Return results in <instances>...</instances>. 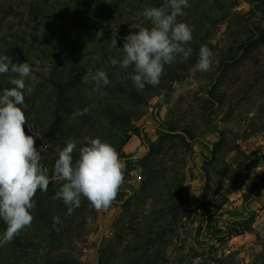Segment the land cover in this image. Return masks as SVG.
I'll list each match as a JSON object with an SVG mask.
<instances>
[{
    "label": "trees",
    "instance_id": "1",
    "mask_svg": "<svg viewBox=\"0 0 264 264\" xmlns=\"http://www.w3.org/2000/svg\"><path fill=\"white\" fill-rule=\"evenodd\" d=\"M248 10L240 14L234 9L239 0H188L189 7L183 9L184 15L178 20L193 29V40L189 47L192 55L185 63L165 66V75L159 86L146 85L138 91L127 79V71L119 65H111L109 58H122L123 37L139 26H150L141 15L146 7L160 6L163 0H4L0 2V33L7 18L26 19V27L16 31L12 39L0 36L1 53L13 62H28L43 57L45 66L39 75L40 82L31 93L25 94L24 109L33 129L50 146L41 163L49 169V174L58 158V152L69 139L82 146L83 138L99 137L110 142L118 151L120 158H126L124 173L136 172L139 177L138 189L133 190L121 206L116 220L120 232L114 234L115 240L129 238L123 252L125 258L116 261L118 249L113 240L104 242L97 251V264H176L169 260L167 248L181 221L191 214V206L201 210L203 225L211 234L209 243L204 246L197 264H217L218 256L225 241L232 236L253 232L250 222L231 223L222 229L216 224L219 217L212 220L211 212L205 203L199 202L185 185L182 175L173 176L165 169L163 150L166 141L174 139V132L191 136L184 126H168L158 139L148 144V152L143 156L125 155L123 146L135 134L133 123L143 113L138 112L149 100L160 98L171 90V85L180 81L187 69L198 60L201 45L218 49L219 78L229 75L231 70L244 59H249L257 41H264V0H243ZM243 17L244 29H236L237 17ZM223 32L217 37L221 28ZM117 39V48L111 47V40ZM104 70L111 83L100 91L94 84L82 82L89 71ZM264 76V70L259 71ZM119 77V79H118ZM9 74H0V92L12 87ZM220 99H214L217 102ZM88 108L87 114L72 118V114ZM264 130V128H263ZM249 136V135H247ZM217 143L213 145V148ZM214 151V150H212ZM203 191L209 187L207 172ZM59 185L50 183L48 191H38L36 206L32 212L34 220L31 227L40 226L48 230L50 238L59 233L62 220L69 217L67 207L61 200L53 199ZM264 188V176L258 182L250 181L242 194L243 202L259 196ZM77 212L82 208V201ZM222 204V203H221ZM72 212V213H73ZM59 223L53 225V218ZM212 222L216 224H212ZM249 224V225H248ZM199 226L198 230L202 229ZM242 227L240 229L239 227ZM30 227V228H31ZM6 225L0 220V233ZM29 227L14 240L0 246V264H42L29 259L26 254L35 251L29 240ZM179 256V255H178ZM178 256L176 257L178 259ZM59 264V263H56Z\"/></svg>",
    "mask_w": 264,
    "mask_h": 264
},
{
    "label": "rangeland",
    "instance_id": "2",
    "mask_svg": "<svg viewBox=\"0 0 264 264\" xmlns=\"http://www.w3.org/2000/svg\"><path fill=\"white\" fill-rule=\"evenodd\" d=\"M234 10L245 13L248 5L239 0ZM27 23L23 18H7L0 36L12 39ZM234 25L236 29H244V18L238 16ZM223 30L222 27L217 37ZM1 49L0 46V53ZM211 50L210 71H196L194 63L180 81L171 85L163 99L154 98L138 108L143 116L133 123L135 134L130 136L122 152L143 156L148 152V144L158 139L168 126L186 127L191 136L177 131L173 133L174 139L165 142L162 154L165 169L173 176L182 175L193 197L205 203L209 211H215L212 220L218 217L220 220L212 224L224 229L231 223L246 220L251 221L253 229L252 233L226 240L217 264H264V188L249 202H243L241 197L248 182H258L264 176V76L258 74L264 70V41H257L252 56L222 78L218 72V49ZM29 64L35 79H29L27 84L33 89L40 82L45 60L40 56ZM216 98L220 100L214 102ZM28 121L33 126L32 120ZM41 143L45 142L36 141L37 147ZM46 151L41 153L42 157ZM121 160L126 162L125 157ZM204 171L209 179L205 191ZM124 177L109 207L98 211L83 200L80 210L62 220L56 236L50 238L47 229L30 226L28 238L36 250L32 252L30 248L26 256L42 264H97L98 249L112 239L118 247L116 261L123 260L126 256L123 249L130 240L114 239V234L120 232L115 222L123 202L139 186L136 172L124 173ZM190 210V216L170 236L166 250L169 260L176 264H197L204 246L209 243L211 233L202 226L201 210L196 208V203ZM199 226H202L200 231Z\"/></svg>",
    "mask_w": 264,
    "mask_h": 264
},
{
    "label": "clouds",
    "instance_id": "3",
    "mask_svg": "<svg viewBox=\"0 0 264 264\" xmlns=\"http://www.w3.org/2000/svg\"><path fill=\"white\" fill-rule=\"evenodd\" d=\"M187 7L188 0H163L160 6L146 7L141 15L150 26L138 25L137 31L123 37V46L119 47L123 56L119 61L109 58L113 66L118 64L125 71L132 69L127 79L138 91L146 85L159 86L166 74L165 66L190 59L193 50L188 45L193 40V29L178 20ZM111 47L117 48V39L111 40ZM5 53H0V74H9V83L13 86L0 92V220L6 225L0 233V246L11 243L31 226L36 206L34 198L38 191L46 193L50 183L59 185L53 199L61 200L69 215L80 207L82 198L99 211L116 199L126 168L110 142L85 136L75 159L77 142L68 140L59 150L49 174V169L41 163V153L47 150V144L37 147V139L43 138L33 130L24 110L25 94L32 91L27 81L35 79L33 68L28 62H13ZM212 57V50L201 45L194 70L210 71ZM82 82H92L95 91L111 83L104 70L89 71ZM88 111V108L77 111L72 118ZM58 223L59 218L54 217V227Z\"/></svg>",
    "mask_w": 264,
    "mask_h": 264
}]
</instances>
